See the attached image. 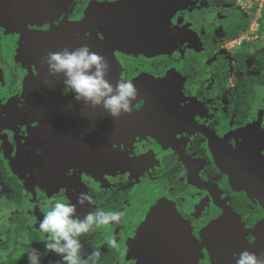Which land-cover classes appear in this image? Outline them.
Here are the masks:
<instances>
[{
  "label": "flooded vegetation",
  "instance_id": "af4514ba",
  "mask_svg": "<svg viewBox=\"0 0 264 264\" xmlns=\"http://www.w3.org/2000/svg\"><path fill=\"white\" fill-rule=\"evenodd\" d=\"M225 1L0 0V264H28L33 248L41 264L60 260L39 222L87 191L79 217L122 212L80 237L82 255L105 250L96 264L264 257V63L235 74L220 34L243 7ZM82 45L113 84H135L130 115L114 120L45 82L47 54Z\"/></svg>",
  "mask_w": 264,
  "mask_h": 264
},
{
  "label": "clouds",
  "instance_id": "9594fccd",
  "mask_svg": "<svg viewBox=\"0 0 264 264\" xmlns=\"http://www.w3.org/2000/svg\"><path fill=\"white\" fill-rule=\"evenodd\" d=\"M43 62L52 77V80L45 81L50 87L54 82L62 83L64 95H72L75 101L93 109L102 108L114 120L123 114H131L133 102L138 98L135 84L130 79L113 84L107 78L110 71L107 60L87 45L49 52ZM77 204L92 206L91 192L79 193L76 203L57 200L50 205V210L39 222V230L49 237L44 247L46 253H55L61 258L59 264H96L101 253L93 251L87 256L82 255L80 237L104 225H118L122 212L95 207L81 218L77 215ZM27 256L28 264H41L37 249L33 248ZM235 264H264V257L242 250Z\"/></svg>",
  "mask_w": 264,
  "mask_h": 264
},
{
  "label": "rangeland",
  "instance_id": "374dc122",
  "mask_svg": "<svg viewBox=\"0 0 264 264\" xmlns=\"http://www.w3.org/2000/svg\"><path fill=\"white\" fill-rule=\"evenodd\" d=\"M240 1L242 2L243 12L241 11L237 15V19L240 20L241 18L242 22L238 28L237 35L230 38L223 33L220 34V40L222 41L223 48L226 50L225 53L227 54V57L231 59L232 64L235 65V74H238L239 76L240 70H243L244 67L246 68L251 65L257 67L264 63V0ZM225 4H228L233 8L236 7L235 2H230V0H226ZM153 199L157 208L161 209L162 207L159 203L160 198L154 196ZM143 209H145V213L148 215L147 217H149V219L151 218L150 222L153 220V217L156 222L159 220L158 215H156L154 210L147 204ZM145 233L146 232L140 233V230L138 232V235L140 236L139 241L142 246H144L146 241ZM88 238L89 237L86 235L83 245L87 244ZM99 251L104 252L105 250L100 248ZM142 251L146 252V248ZM59 262L60 260L56 259V257L49 256L46 263L59 264Z\"/></svg>",
  "mask_w": 264,
  "mask_h": 264
},
{
  "label": "trees",
  "instance_id": "16d2710c",
  "mask_svg": "<svg viewBox=\"0 0 264 264\" xmlns=\"http://www.w3.org/2000/svg\"><path fill=\"white\" fill-rule=\"evenodd\" d=\"M241 18L240 20L236 21L235 23L234 22H229L228 24H226L224 26V30L225 32L229 35V37H233L234 35H237L238 33V28L241 24Z\"/></svg>",
  "mask_w": 264,
  "mask_h": 264
}]
</instances>
